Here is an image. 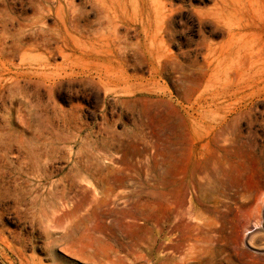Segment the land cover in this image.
Here are the masks:
<instances>
[{
  "label": "rangeland",
  "instance_id": "rangeland-1",
  "mask_svg": "<svg viewBox=\"0 0 264 264\" xmlns=\"http://www.w3.org/2000/svg\"><path fill=\"white\" fill-rule=\"evenodd\" d=\"M185 255L264 264V0H0V264Z\"/></svg>",
  "mask_w": 264,
  "mask_h": 264
},
{
  "label": "bare ground",
  "instance_id": "bare-ground-1",
  "mask_svg": "<svg viewBox=\"0 0 264 264\" xmlns=\"http://www.w3.org/2000/svg\"><path fill=\"white\" fill-rule=\"evenodd\" d=\"M177 161V157H175L174 155L172 156V163H175ZM175 167L173 166L172 169H174ZM162 176L160 174L156 175V179H155V187H154V193L156 196H158L160 194L159 192V186L162 183ZM173 184H177L178 182H180L182 185H185V181H178L176 175H173V179H172ZM211 208V207H210ZM210 211V210H209ZM249 240H252V238H250ZM170 249H174V244L169 245ZM170 253L172 254V251L170 250ZM174 259H170V261H172ZM187 263V256L185 255L183 260H181L180 264H186Z\"/></svg>",
  "mask_w": 264,
  "mask_h": 264
}]
</instances>
